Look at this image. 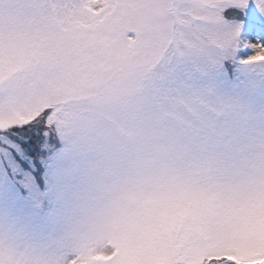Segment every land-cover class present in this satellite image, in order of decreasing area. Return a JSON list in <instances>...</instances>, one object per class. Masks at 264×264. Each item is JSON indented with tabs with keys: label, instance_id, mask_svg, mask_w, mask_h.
I'll return each mask as SVG.
<instances>
[{
	"label": "snow or ice",
	"instance_id": "snow-or-ice-1",
	"mask_svg": "<svg viewBox=\"0 0 264 264\" xmlns=\"http://www.w3.org/2000/svg\"><path fill=\"white\" fill-rule=\"evenodd\" d=\"M0 264H264V0H0Z\"/></svg>",
	"mask_w": 264,
	"mask_h": 264
}]
</instances>
